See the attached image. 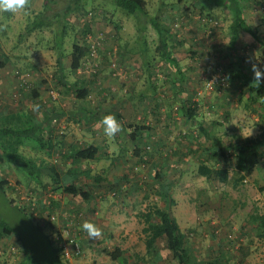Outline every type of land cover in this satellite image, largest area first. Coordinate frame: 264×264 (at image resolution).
I'll list each match as a JSON object with an SVG mask.
<instances>
[{"label": "rangeland", "instance_id": "374dc122", "mask_svg": "<svg viewBox=\"0 0 264 264\" xmlns=\"http://www.w3.org/2000/svg\"><path fill=\"white\" fill-rule=\"evenodd\" d=\"M146 1L149 14L154 17L158 11H162L159 14L161 20L171 29L168 35L175 43H183L178 48L181 57H186L182 55L184 52L194 53L192 57L184 58L180 63L186 74L183 79L175 76V68L171 69L159 60L152 63L150 72L145 71L143 56L138 52L139 41L142 40L137 20L125 16L119 10L111 15V11L115 10L111 5L105 0H95L87 7V19L81 18L77 13L69 16L75 29L67 38L64 58L66 78L73 84L81 81L91 90L87 106H81L82 102L76 101L75 94L60 82L57 55L50 50L52 45L46 44L51 36L45 34L43 40L37 32L26 35L28 21L34 19L33 15L43 9L44 2L27 0V7L23 10L15 13L0 11V63L3 62V66H0V110L30 111L31 106L38 103L40 109L35 113L36 117L52 106L68 113L62 119L54 121L57 124V130H54L56 138L75 142L83 134L91 141L102 144L100 146L103 151V142L109 143V155L117 160L115 164H118L120 169L115 167L116 174L125 176V179L119 181V185L124 188L121 197L107 200L116 204L115 207L119 209V213L113 214L116 222L107 224L113 228L108 234H111L112 238L105 237L100 242H97L100 236L96 239L88 238V241L82 240L81 246L86 258L75 257L74 264L89 260L93 264L94 259L96 264H111L112 259L104 249L106 247L113 251L115 241L130 253V256H126L127 262L171 263L172 254L162 239L151 254L147 252L146 236L143 232L146 219L157 223L158 219L152 211L155 207L165 208V204L156 193L155 181L150 177L152 165L149 161L144 162V166L141 164V170L135 167L138 165V158L135 156L136 145L140 150L150 147V150L145 152L146 159H149L150 155L154 157L152 161L162 173L159 181L164 180L170 186L171 196L175 200L172 211L182 232L186 233L196 260L194 264H264V240L259 238L257 227L251 222L252 213L255 211L264 216V147L260 171L239 187H226L218 183L210 184L197 176V164L205 160L206 155L202 151L190 156L189 151L197 146L190 144L188 140L182 144L178 143L175 147L171 143L162 145L163 139H158L162 137L165 125L175 124L172 132L177 138L179 136V141L180 135L188 132L190 127L197 130L199 124L204 126L216 120L223 124L217 127V130L224 133L226 129L228 132L225 135L226 144L232 143L235 138L239 141H253L259 137L262 133V119L258 106L250 102V92L243 84L241 76L228 79L227 73L235 72L240 67L239 64H234L230 69L231 63L237 59V54L243 58L242 67L248 74L254 75L253 65L264 72V45L250 35H244L235 52L229 49V27L232 19L226 7H215V18L211 19L210 12H206L200 19L198 11L201 5L197 0ZM61 7L63 6L57 5V9ZM246 11H252V16L257 17L255 25L264 33V26L259 22L264 9L252 6ZM176 13L175 20L172 21L169 15ZM210 19V25H204ZM116 23L122 25L119 32L115 28ZM86 24L90 28L87 38L82 35ZM146 38L150 46L149 52L146 53L149 60L158 44L155 30L149 24ZM85 40L91 45V58L86 60L84 67L74 75L69 70L71 47L74 43H83ZM39 43L40 47L44 45L40 52ZM148 74L153 76V81L158 86L156 93L146 79ZM218 74L224 77V81L214 83L212 90L207 89V83ZM261 79L264 80V77ZM33 89L38 91L39 96L32 100ZM142 96L144 100H141ZM131 101L133 108H138L139 105L143 107L147 102L151 110L147 112L143 108H135L127 111ZM187 101L199 104L196 125L195 122L186 121L180 110ZM78 107L91 111L96 109L100 117L115 115L122 128L121 132L117 133L120 134L118 140L104 136L103 128L98 123L99 118H94L88 124L78 122L80 117L70 114L73 110L77 111ZM131 126L142 128L140 138L136 141L125 138L124 133L129 135L133 131ZM120 154L123 155L121 162L125 164L122 168ZM105 163L110 164L108 161ZM218 163L219 166L224 163L232 172L235 168L232 149H229V157ZM177 170L179 172H176ZM20 171L22 169L16 165L4 167L0 164V179H6L12 188H7V196L0 190V219L12 228L18 238L17 245L12 238L0 243L1 255H4L0 264H17L18 256L22 255L21 251L25 255V264H59L55 261L50 246L49 236L52 231L49 222L41 223L42 229H37L39 221L32 211V208L37 211V205L30 197L33 191L27 188V180ZM111 171H107L105 179ZM131 189H134V193ZM17 204L25 205L28 216L18 210ZM125 218L129 221L124 224L119 222ZM97 223H94L97 227L105 229V224ZM116 233L120 235L116 237ZM18 248L21 251H18ZM61 263L65 264L64 261Z\"/></svg>", "mask_w": 264, "mask_h": 264}, {"label": "trees", "instance_id": "16d2710c", "mask_svg": "<svg viewBox=\"0 0 264 264\" xmlns=\"http://www.w3.org/2000/svg\"><path fill=\"white\" fill-rule=\"evenodd\" d=\"M94 1L44 0L43 9L33 15L35 16L34 19H30L25 28L26 35L37 32L43 40L45 39V34L51 36V39L45 43L52 45L50 50L57 55V72L60 75V82L75 94V100L82 102L83 106H87L86 103L89 101L88 98H90L91 90L81 81H79L81 84H73L67 80L64 58L67 51V38L70 32L75 29V25L70 22L69 16L72 13H77L81 18L87 19V7ZM105 1L115 9L111 11V15L116 10H119L125 16L137 20L138 32L141 34L140 40H142V42L139 41L140 48L138 52L143 56L145 71L150 72L152 63L159 60L165 62L169 68H175V76H179L181 79L186 76L180 63L184 58L192 57L194 53L189 54L188 52H184L182 55L186 57H181L178 48L183 43H175V40L168 35V31H171V29L168 27L169 25L167 26L161 20L159 14L162 11H158L157 15L152 17L148 12L146 0ZM197 1L201 5V9L198 11L200 19L206 12H210L211 19L215 18V11L213 9L217 6L228 8L232 19L229 27L228 46L232 51L235 52L237 50V45L244 35H250L258 43L264 45V33H261L255 25L257 17L252 16V11H246L252 6H259L264 9V0ZM58 4L63 7L57 9ZM177 13L169 15L172 21L175 20ZM211 19L207 20L204 25L209 26ZM259 22L264 26V11H262L261 17H259ZM148 24L153 27L158 39V44L154 48L155 52L150 56L149 60L146 54L150 49L146 38ZM115 28L119 32L122 29V25L116 23ZM82 30L83 37L87 38L90 30L88 24ZM42 47H40L39 43V52ZM35 48L37 47L35 46ZM91 51V45H88L86 40L83 43H74L72 45L70 51L71 65L69 67L72 74L75 75L78 70L84 67L85 61L91 58ZM235 57H237L236 61L231 63V68H229L232 69L234 64H239L240 67L235 72H228V79L233 76H241L243 84L250 92V102L257 104L258 111H260L262 119V123H260V127L262 128L261 135L253 141H239L235 138L232 143L228 142L226 144L225 135L228 132L226 129L224 133L219 132L217 127H221L223 124L221 121L216 120L207 123L206 126L199 124L196 131L189 129L188 132L186 131L180 135L179 141L175 139L176 141L173 142L174 147L178 143L182 144L185 140L197 146L196 149L189 151L190 156L197 154L198 151L203 149V153L206 154L204 156L205 160L199 161L197 164V176L204 178L210 184L218 183L226 187H239L260 171L264 147V80L261 79V82L257 84L254 75L248 74L242 67L243 58L238 54ZM145 61L147 62L145 63ZM0 66H3V62L0 63ZM152 77L151 74H148L146 79L156 93L158 86L155 85L156 83ZM31 93L34 95L32 96V100L34 97L39 96L36 89H33ZM141 100H144L143 96ZM198 105L197 102L188 103L187 101L180 108L186 117V121L195 122V125L198 116ZM95 111L96 109L91 111L84 107L80 111L73 110L70 114L74 117L78 115L80 117V121L77 120L78 122L88 124L95 118ZM35 113L31 110H11L7 112L0 110V164L4 167L16 165L22 169L20 172L27 180V188L33 191L30 197L33 198L34 203L37 205V211L32 208L34 217L39 221L37 229H42L41 223L49 222L52 231L49 237L53 256L59 261H64L65 264H74L75 259L72 262L68 261L62 254L63 244L65 242L69 244L70 238H74L81 248L82 252L79 257L84 254L81 244L83 242L82 237L86 232L81 226L86 221V214L80 207L76 206L74 201H76V198H80L82 201L89 202L93 198H96L94 197L96 183L95 181H91V179L93 180L97 176L91 175V166L106 160L110 163L108 167L111 170V167L112 169L117 167V164H115L117 160L115 161V158L111 157V154L109 155V143L107 142H103V145H105L103 151L100 146L102 144L91 141L88 137H79L75 142L56 138L54 130L57 128V124L54 121L62 119L68 113L57 110L53 106L48 107L38 117H36ZM227 117L228 115L225 119ZM131 128H133V131L129 133L130 139L136 141L140 138L139 135L142 128L139 126H131ZM229 149H232L235 159V168L232 172L224 163L221 166L218 163L229 157ZM148 150H150V147H144L140 150L136 145L135 156L138 158V165L135 167L141 170V164L144 166V162L147 160L152 165L150 177L155 181L156 193L164 202L165 208L155 207L153 209L152 213L158 219L157 223H152L151 219H146V226L143 228V232L146 236L147 252L151 254L158 241L162 239L169 253L172 254L170 264H194L196 260L189 246L186 233L182 232L177 218L172 211L175 200L171 196L170 186L164 180L163 182L159 181L162 173L155 167V163L152 161L154 157L150 155L149 159H146L145 152ZM119 157H123V155L120 154ZM210 159L211 161H209ZM176 172L179 171L177 170ZM124 177L123 179H125ZM10 186L6 179H0V190L5 196L8 194L7 188L12 189ZM111 186L108 198L116 199L121 197L124 188L119 185V182ZM133 190L131 189L132 193H134ZM24 206V204H20L17 208L21 213L28 216ZM97 212L98 210H93L91 217H98ZM251 222L256 225L259 238L264 240V216L255 211L254 214L252 213ZM0 231L6 236L14 235L12 228L1 219ZM104 251L112 260L120 258L122 253L119 247H116L113 251L105 248ZM20 264H25V261Z\"/></svg>", "mask_w": 264, "mask_h": 264}, {"label": "crops", "instance_id": "0c3cea01", "mask_svg": "<svg viewBox=\"0 0 264 264\" xmlns=\"http://www.w3.org/2000/svg\"><path fill=\"white\" fill-rule=\"evenodd\" d=\"M44 1V0H43ZM42 5H43V3H42ZM101 96V95H100ZM81 106H83V105H81ZM131 107V108H130ZM114 108H116V106H114ZM140 109V110H142V108H143V110L144 111H147V112H149L151 109L148 107V104H147V102H145L144 104H143V107H141V105H139L138 106V108H137V106H135L134 108H133V102L131 101V103H130V105H129V107L127 106V108H126V110L128 111V110H133V109ZM81 109H84V107H78V111H80ZM62 111V110H61ZM62 112H64V111H62ZM95 112H97V111H95ZM96 114V116H95V118H99L98 120H100L102 117H100V115L98 114V113H95ZM98 114V115H97ZM65 120V119H64ZM190 123H192V121H189ZM206 126V125H205ZM164 129H163V132H162V137L160 136V137H158V139H163V141H162V144H166V143H171V144H173V142H175L176 140H178L177 139V136H175L173 133L174 132H172L174 129H175V124H173V126L172 125H170V126H167V125H165V127H163ZM190 129L191 130H194V131H196V129L194 128V127H190ZM124 135H125V138L127 137V138H129L130 139V137H129V135L127 134V133H124ZM119 136H120V134H118V135H116L115 136V138H116V140H118V138H119ZM163 136H165V137H163ZM81 137H84L83 136V134H82V136ZM114 141H115V139L114 138H112ZM176 139V140H175ZM159 140V141H160ZM70 142H72L71 140H70ZM161 142V141H160ZM203 150V149H202ZM202 150H200V151H198V153L200 152H202ZM121 160H123V157H119V161L121 162ZM105 161L106 160H104V161H100L99 163H97V164H94L93 166H91L92 167V169L90 170V172H91V175H94V176H97V177H99L96 181H95V187H94V189H96L95 191V194H94V197H96L95 199L93 198L91 201H89V202H85V201H82L80 198H76V201H74L75 203H76V206L77 207H80L84 212H85V214H86V221H88V219H89V221H91V222H93V223H95V221H97L98 223V225L100 224V223H102V224H105V229L104 230H101V235H100V240L99 239H97V242H100L101 240H104L105 239V237H107V238H109V239H111L112 238V236H111V234L110 235H108L111 231H112V227H111V225L110 226H108L107 224H110V223H112V221H115L116 222V220H114V218H113V214L114 213H116V212H118L119 213V209H117V207H115V205H114V203H109L107 200H108V195H109V188H111L112 186V184H116V183H118L119 181H121L122 179H123V174L120 176L118 173L116 174V171H115V168H113L112 169V167H111V172L109 173L110 175H108V178L107 179H105L106 178V173H107V171L109 170V165L108 164H106L105 163ZM122 163V162H121ZM96 165V166H95ZM123 165H125V164H123L122 163V165H120L121 166V168H122V166ZM72 166H73V164H72ZM87 167V166H86ZM117 168L119 169V165L117 164ZM116 168V169H117ZM86 169V168H85ZM84 169V170H85ZM120 170V169H119ZM125 178V177H124ZM111 181H113V183H111ZM108 193V194H107ZM71 201H73V200H71ZM93 209H94V211H97L98 210V212L96 213L97 215H98V217H96V219H92V211H93ZM126 221H127V218H125L124 219V221L122 220V221H120L119 220V222L120 223H126ZM129 221V220H128ZM127 221V222H128ZM107 229H109V230H107ZM111 230V231H110ZM116 232H118V231H116ZM115 233V232H114ZM117 235H116V237H118L119 235H120V233H116ZM87 237V238H86ZM8 238H12L11 240H14L15 241V243H16V245H17V242H18V238H16L15 237V235H12V236H6V235H3L2 233H1V231H0V243L2 242V241H5L6 239H8ZM88 236H87V234H85L83 237H82V239L83 240H86V241H88ZM114 245V247L116 248V247H119V248H121L120 246H119V244H118V241H115V243L113 244ZM18 247V246H17ZM106 248V247H105ZM18 251H21L19 248H18ZM112 251V250H111ZM121 256H120V258H118L117 260H112V263L111 264H134L132 261H130V262H127V258H126V256H130V253H128L126 250H123L122 248H121ZM3 254H4V252H3ZM21 257H19L18 256V263L17 264H20L21 262H24L25 261V255L22 253V251H21ZM4 256V255H3ZM2 255L0 256V262H1V257H3ZM82 257H84V258H86V254L84 255L83 254V256ZM55 258V257H54ZM4 260H5V258H4ZM94 260H96V259H94ZM94 260H92L93 262V264H96V262H94ZM55 261L57 262V263H59V264H62L61 262L62 261H59V260H57L56 258H55ZM5 262V261H4ZM91 262V260H89L88 262H81L80 264H91L90 263Z\"/></svg>", "mask_w": 264, "mask_h": 264}, {"label": "clouds", "instance_id": "9594fccd", "mask_svg": "<svg viewBox=\"0 0 264 264\" xmlns=\"http://www.w3.org/2000/svg\"><path fill=\"white\" fill-rule=\"evenodd\" d=\"M27 7V0H0V11L7 13H15ZM252 71L257 84L261 82L264 77L262 72L256 65L252 66ZM40 105L38 103L31 106V111L39 112ZM103 128V134L107 138H115L117 133H120L122 128L120 122L116 119L115 115H104L98 122ZM82 229L86 232L87 236L91 239H96L101 235V229L91 221H85L82 224Z\"/></svg>", "mask_w": 264, "mask_h": 264}, {"label": "built area", "instance_id": "2783aa9c", "mask_svg": "<svg viewBox=\"0 0 264 264\" xmlns=\"http://www.w3.org/2000/svg\"><path fill=\"white\" fill-rule=\"evenodd\" d=\"M221 81H224V77L220 74L215 75L206 85L207 89L212 90L214 83H220ZM34 209V208H33ZM69 244L65 242L63 244V257L67 259L68 261H73L75 257H79L81 255V248L77 242H75L74 238L69 239Z\"/></svg>", "mask_w": 264, "mask_h": 264}]
</instances>
